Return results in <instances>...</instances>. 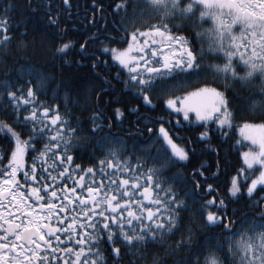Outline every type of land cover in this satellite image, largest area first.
Here are the masks:
<instances>
[{
	"label": "snow or ice",
	"instance_id": "1",
	"mask_svg": "<svg viewBox=\"0 0 264 264\" xmlns=\"http://www.w3.org/2000/svg\"><path fill=\"white\" fill-rule=\"evenodd\" d=\"M63 2L68 4L69 0ZM147 3L159 12L162 20L172 14L188 16L196 6L201 7L200 17L210 16L212 20V27L206 30L211 40L208 51L222 55L225 62L197 64L198 56L183 35L165 33L163 24L128 33L126 47L100 40L97 51L105 56L110 53L112 61L126 70V85L129 82L134 85L145 104H152V89L158 85L165 87L162 82L171 79L170 74L177 70L200 72L203 67L226 79L244 82L257 72L264 74V0H190L183 7L179 0H147ZM10 7L5 4L0 11L7 12ZM119 7L118 3L116 9ZM7 21V16L0 19V30L4 31L0 41L10 39ZM49 21L58 23L51 16ZM236 27L239 32L235 31ZM156 34L175 43L147 39ZM137 35L144 38L143 45L137 46ZM89 39L95 37H86L79 44L81 52L89 47ZM117 43H123V40ZM74 45L75 40H65L57 46L56 54H64ZM134 51L139 54L133 55ZM86 55L94 57L91 67L97 68L101 62L95 52ZM75 62L82 63L80 60ZM236 62L243 66L242 72L236 71ZM26 83V91L23 85L8 81L0 84L8 89L5 97L8 104L0 108V113L12 117L11 122L0 119V133L8 138L10 146V151L0 152V264H105L100 248L91 247L99 244L101 239L112 243L119 237L129 246H139L156 241L179 226L177 209L187 207L186 200L177 199L178 194L165 187L163 181L175 179L174 176L159 174L186 160L188 152L172 139L163 123L158 127L157 140L162 136V141L156 145V151L153 153L151 147L142 148L144 156L137 157V163L132 164L127 157L123 161L117 159L120 146L105 137L106 142L113 145L107 150L113 159L108 160L106 166L101 160L99 168L90 166L81 171L80 165L70 163L73 156L69 149L77 139L73 129L65 127L68 121L60 118L57 105L45 107V102L39 101L36 96L39 84L34 89L30 82ZM18 92L21 94L17 95ZM230 103L224 93L210 86L185 93L182 98L169 96L164 100L169 108L182 113L185 120L194 116L206 125L214 122L221 131L231 122ZM21 111L23 117L19 115ZM115 113L119 117L120 109H115ZM97 119L99 116L93 117V131L103 126L95 123ZM259 127V133L247 123L240 129L251 147L240 153L242 166L228 181L227 192L232 197H239L245 191L250 197L258 185H264V124ZM210 130V127L206 128L199 134L201 140L208 138ZM24 132L29 135L24 136ZM40 140L48 142L41 145L29 165L25 161V152L35 151L32 141L38 143ZM52 154L54 162L48 165L47 159ZM148 160L160 163L145 169ZM36 161L43 167H38ZM57 167L60 172L55 171ZM256 167L260 169L258 174L250 178ZM241 177L247 184L243 191ZM58 184L63 187L57 188ZM212 187L209 184L206 189L212 190ZM185 196L191 198L192 194L186 192ZM259 199L264 201V194ZM223 204V199L210 198L203 202V207L215 205L219 208ZM203 207L197 210L209 226L223 222L224 230L231 233L223 238L227 249L219 240L214 244L208 243L207 239L199 241L194 255L189 253L177 259L175 264H223L220 253L235 257L234 264H264V204L260 205L261 218L242 221L239 234L231 222L221 221V217L211 210L204 213ZM111 251L118 254L119 249L113 244Z\"/></svg>",
	"mask_w": 264,
	"mask_h": 264
},
{
	"label": "trees",
	"instance_id": "2",
	"mask_svg": "<svg viewBox=\"0 0 264 264\" xmlns=\"http://www.w3.org/2000/svg\"><path fill=\"white\" fill-rule=\"evenodd\" d=\"M189 2L179 0L181 7ZM118 3L119 10L116 9ZM5 4L11 7L7 12L0 11V19L8 17L9 27L6 31L10 39L0 41V84L8 81L10 84L23 85L25 91L28 86L26 82H30L34 89L39 84L36 91L39 101H44L45 107L57 105L60 118L68 121L65 127L73 129L77 138L69 149L73 166L80 165L81 171L90 166L99 168L101 160L105 161L106 166L107 161L113 159L107 151L113 145L106 142L105 137L120 146L117 159L123 161L127 157L135 164L137 157L144 156L142 148L151 147L153 153L156 151V145L162 141V137L157 140L158 127L162 123L172 139L188 152L186 160L175 163L159 174L174 176L175 179H167L163 183L178 194L177 199L186 200L187 207L177 209L179 226L159 236L156 241L139 246H129L119 237L112 243L101 239L99 244L91 247L100 248L105 264H175L177 259L189 253L194 255L198 250L197 242L206 239L212 244L219 240L227 249V242L223 238L231 233L224 230V223L209 226L204 215L197 210L210 198L216 201L223 199L224 204L219 208L215 205L203 207L204 213L211 210L221 217V221L231 222L237 230L236 234H239L242 221L261 218L260 205L264 201L259 198L264 194V185H258L250 197L246 191L239 197H232L227 188L230 177L242 166L240 153L251 147L250 143L239 137V125L245 122L264 124V74L257 72L244 82L226 79L214 70L203 67L200 72L177 70L170 74L171 79L166 78L162 82L165 87L158 85L152 89V104L148 105L137 95L134 85L130 82L126 85L127 72L112 61L111 54L105 56L97 51L100 40L117 47H126L128 33L163 24L166 26L165 33L183 35L198 56L197 64H222L225 62L222 55L208 51L211 40L206 30L212 27V20L210 16L200 17L201 7L196 6L188 16L172 14L162 20L159 12L149 7L147 0H69L68 4L63 0H0V8ZM49 16L58 20V23H51ZM2 35L4 31L0 30ZM86 37L95 39L87 40L89 47L81 52L79 44ZM69 39L75 40V45L64 54H56L57 46ZM147 39L169 42L159 34L149 35ZM120 40L123 43H117ZM136 40L137 46L143 45L144 38L137 35ZM202 50L204 54L201 55ZM93 52L101 62L95 69L91 67L94 57L86 55ZM133 54L139 53L134 51ZM65 60L71 63H64ZM76 60L82 63L78 64ZM105 60L108 63H103ZM234 67L237 72L244 70L238 62L234 63ZM205 86L218 89L231 101V122L223 131L214 122L206 125L193 117L185 120L164 104L169 96L178 98ZM7 90L6 87H0V108L8 104L5 98ZM254 101L257 103L254 104ZM117 108L121 112L119 117L115 113ZM19 115L23 117L24 112L21 111ZM94 116H99L95 123L103 126L93 131ZM0 119L11 122L12 117L0 113ZM209 127L208 138L201 140L199 134ZM149 129L153 130L150 132ZM28 135V132H24V136ZM47 142L32 141L35 151L25 152L27 164L31 165L41 145ZM6 151H10L8 138L0 133V152ZM53 156L47 159L48 165L53 164ZM36 163L38 167H43L40 161ZM159 163L158 160H148L145 169ZM259 170L256 167L250 178L258 174ZM55 171L60 172L61 169L57 167ZM240 181L243 191L247 184L243 182V177ZM209 184L213 186L212 190L206 189ZM60 187L63 185L58 184L57 188ZM186 192L191 193L192 197H186ZM145 205L150 206L147 202ZM113 244L119 249L118 254L112 253ZM220 256L223 264H234L235 257L231 254L220 253Z\"/></svg>",
	"mask_w": 264,
	"mask_h": 264
},
{
	"label": "rangeland",
	"instance_id": "3",
	"mask_svg": "<svg viewBox=\"0 0 264 264\" xmlns=\"http://www.w3.org/2000/svg\"><path fill=\"white\" fill-rule=\"evenodd\" d=\"M235 31H236V32H239V28L236 27V28H235ZM168 43H175V41H171V42H168ZM157 47H159V46L157 45ZM168 51H169V53H171V48H169ZM133 55H134V54H133ZM201 88H203V87H201ZM198 89H200V88H198ZM195 90H196V89H195ZM195 90H192V91H190V92H193V91H195ZM188 93H189V92H188ZM183 96H184V94H183L182 96L178 97V98H182ZM166 107H167L168 109H170V110L176 112L175 110L169 108L167 105H166ZM176 113H177V112H176ZM179 114L183 117L182 113H179ZM193 118H194V116H193ZM194 119H195V118H194ZM245 123H247L248 125L252 126L253 130H254L256 133H259V132L261 131V129H260L259 126L262 125V124H255V123H248V122H245ZM245 123H241V124L239 125L237 132H238V135H239L240 138H242L244 141H246V142H248V143L251 144L250 141L245 140L244 134L240 131L241 127H242ZM158 135H159V133H158ZM161 137H162V136H161Z\"/></svg>",
	"mask_w": 264,
	"mask_h": 264
}]
</instances>
